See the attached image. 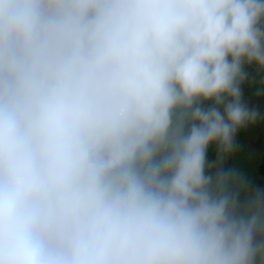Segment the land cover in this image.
<instances>
[{
  "label": "clouds",
  "instance_id": "1",
  "mask_svg": "<svg viewBox=\"0 0 264 264\" xmlns=\"http://www.w3.org/2000/svg\"><path fill=\"white\" fill-rule=\"evenodd\" d=\"M251 65L264 0H0V264H264Z\"/></svg>",
  "mask_w": 264,
  "mask_h": 264
},
{
  "label": "rangeland",
  "instance_id": "2",
  "mask_svg": "<svg viewBox=\"0 0 264 264\" xmlns=\"http://www.w3.org/2000/svg\"><path fill=\"white\" fill-rule=\"evenodd\" d=\"M248 80L242 85V100L259 112L255 124L240 129L235 137L234 151L225 162V169L232 171L243 187L239 199L243 202L253 196L264 200V72L255 65L246 66ZM259 93V95H258ZM217 159V148L210 146L208 161Z\"/></svg>",
  "mask_w": 264,
  "mask_h": 264
}]
</instances>
